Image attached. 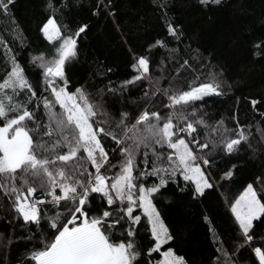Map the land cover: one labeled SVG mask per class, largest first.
<instances>
[{"label":"snow or ice","instance_id":"6c2138e0","mask_svg":"<svg viewBox=\"0 0 264 264\" xmlns=\"http://www.w3.org/2000/svg\"><path fill=\"white\" fill-rule=\"evenodd\" d=\"M197 3L204 9L223 8L229 0ZM14 4L0 0V15L14 20ZM78 4L43 0L46 15L39 32L51 49L29 54L40 69L39 92L17 54L0 39L7 68L0 80V212L11 215L10 221L4 217L8 223L22 219L21 227L35 229L23 237L29 247L17 264H153L154 253L160 256L155 264H188L172 246L161 251L175 237L154 201L169 183L193 200L216 188L212 169L245 144L252 147L253 133L246 132L250 125H241L235 114L215 119L208 111L205 98L224 96L232 87L223 69L205 82L195 77L185 87L165 75V60L153 66L151 55H138L131 64L134 74L118 85L108 81L93 93L87 82L73 83L66 69L79 60V41L89 28L88 23L72 28L65 22ZM156 7L167 15L166 0H156ZM91 14L114 19V0H97ZM166 32L177 41L185 35L171 20ZM154 48L175 51L164 38H156L146 51ZM252 49L254 57L264 58V39ZM179 67H189V62ZM141 88V97L131 103L144 100L143 108L118 114L110 110L107 96ZM249 102L254 110L264 105V99ZM257 132L264 139L259 126ZM236 168L232 163L220 179L233 177ZM229 208L240 237L232 242L235 248L227 246L207 214L203 217L214 248L209 264H239V250L257 240L255 222L264 224V187L258 193L247 183ZM141 229L150 232L146 248L138 241ZM260 240L251 250L264 264V238ZM12 242L9 237L0 255L6 258Z\"/></svg>","mask_w":264,"mask_h":264},{"label":"trees","instance_id":"16d2710c","mask_svg":"<svg viewBox=\"0 0 264 264\" xmlns=\"http://www.w3.org/2000/svg\"><path fill=\"white\" fill-rule=\"evenodd\" d=\"M96 2L79 0L65 20L72 28L80 23L89 24L86 36L79 41V60L66 69L73 83L83 85L87 82L93 93L108 81L118 85L134 74L131 64L138 55H151L153 66L165 60V75L185 87L195 77H199L197 82H205L210 79V73L223 69V76L232 87L226 89L224 96L206 97L208 111L215 119L235 114L241 125H250L246 132L253 133L250 137L252 147L245 144L239 154L218 159L217 167L212 169L215 182H218L216 188L203 198L193 200L187 192L169 183L154 201L175 237L161 251L172 246L177 254L185 256L188 264H209L214 248L204 215L209 216L216 230L228 240L227 246L235 248L232 242L240 237L229 203L247 183H253L258 193L264 187V139L257 132L258 126L264 132V105L254 110L249 102L251 98L264 99V58L252 54V44L264 39V0H229L227 7L208 9L202 8L197 0H166V16L165 10L156 7V0H114V19L93 16L91 10ZM42 5L43 0H15L10 6V17L14 20L0 15V39L17 54V60L25 67L27 77L38 92L43 88V81L40 69L31 64L29 54L51 49L39 32L46 15ZM167 20L183 27L185 35L179 41L167 37ZM156 38H164L175 51L154 48L151 53L147 52L148 45ZM3 53L0 46V80L7 72ZM185 60L189 67L180 68ZM109 68L111 72L107 71ZM154 75H159V70ZM143 90H133L130 95L126 92L123 96H107L110 110L118 114L122 109L138 111L143 108L144 100H137L135 106L131 103L141 97ZM229 127L234 128L235 123L229 121ZM232 163L237 165L233 177L220 179ZM5 215L0 212V253L5 251L3 246L9 237L13 242L8 246L6 258L0 255V264H17V259L29 247L23 237L35 229L21 227L22 219L8 223ZM11 219V215H7V220ZM255 233L257 240L237 253L235 259L239 264H259L251 248L259 246L260 238H264V224L255 222ZM17 237L20 239H15ZM150 239V232L141 229L139 243L146 248ZM159 258V254L154 253L153 264Z\"/></svg>","mask_w":264,"mask_h":264},{"label":"rangeland","instance_id":"374dc122","mask_svg":"<svg viewBox=\"0 0 264 264\" xmlns=\"http://www.w3.org/2000/svg\"><path fill=\"white\" fill-rule=\"evenodd\" d=\"M243 191V190H242Z\"/></svg>","mask_w":264,"mask_h":264}]
</instances>
